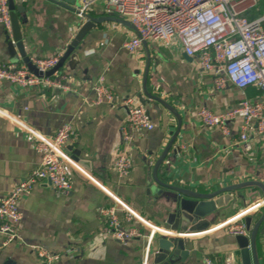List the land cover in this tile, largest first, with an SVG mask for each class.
Instances as JSON below:
<instances>
[{
    "label": "crops",
    "instance_id": "0c3cea01",
    "mask_svg": "<svg viewBox=\"0 0 264 264\" xmlns=\"http://www.w3.org/2000/svg\"><path fill=\"white\" fill-rule=\"evenodd\" d=\"M59 1L64 5L53 0L17 1L25 6L18 17L30 57L63 55L85 21L77 11L85 0H73L75 4ZM242 8L248 17L256 18L264 14V0L256 4L245 0ZM86 12L95 17L122 18L109 9L107 0H90ZM6 32L0 24V61L24 64L19 53L11 57ZM136 34L133 26L111 18L93 28L76 48L74 62L69 56L59 71L71 85L68 91L23 88L0 81V199L38 166L33 139L36 134H53L67 121L77 132V138L69 140L63 149L72 188L60 192L43 181L23 196L21 237L5 245L0 234V264H47L37 257L32 244L60 253L53 264H141L147 240L121 241L111 236L107 218L100 213L114 203L107 192L134 213L127 220L126 210L118 208L123 226L137 227L143 233L157 229L151 254L157 249L159 237L175 234L167 222V197L148 189L155 183L153 166L179 123L171 110L147 98L143 87L147 67V91L174 106L181 117L179 133L160 166L159 177L171 185L200 191L253 179L264 184V136L253 127L249 129L254 151L248 156L235 142L242 126L240 118L230 121V134L226 135L218 127L205 125L196 115L202 106L214 112L230 110L244 96H260V89L250 86L244 94L232 84L217 89L212 74L200 67L199 57L188 55L176 37L170 41L145 40L137 52L131 53L124 43ZM102 73L115 99L93 104L92 86ZM129 96L147 108L155 128L139 133L132 150L134 166L123 178L113 162L121 148L120 127L127 116L123 101ZM142 98L148 99L145 104ZM234 195L228 206L210 217L207 228L183 236L189 254L175 264H204L206 258L224 264L228 256L233 257L234 264H242L235 236L221 224L228 220L244 222L250 215L253 226L264 211V194L261 187L251 186L236 190ZM256 243L260 264H264V221Z\"/></svg>",
    "mask_w": 264,
    "mask_h": 264
},
{
    "label": "built area",
    "instance_id": "2783aa9c",
    "mask_svg": "<svg viewBox=\"0 0 264 264\" xmlns=\"http://www.w3.org/2000/svg\"><path fill=\"white\" fill-rule=\"evenodd\" d=\"M245 0H107L109 9L128 20L137 34L124 43L126 49L135 53L145 40L170 41L177 38L183 50L192 56L199 57L200 67L212 74L215 87L223 89L229 84L237 87L243 94L245 89L256 86L261 95L255 98H244L240 103L225 112H214L207 107H199L196 115L205 125L218 127L230 134V121L240 118L242 126L235 142L243 152L252 156L253 142L249 129L253 127L264 136V14L250 18L244 13L242 5ZM255 4L257 0H252ZM90 0H85L78 13L82 16L88 10ZM8 0H0V24L11 34L12 22ZM62 53L50 57L31 56L30 61L42 72L55 67ZM105 73H102L92 86L94 92L90 102L99 104L112 103L115 99L113 90L105 84ZM27 87H50L63 91L71 89L66 77L59 71L50 76H39L30 71L27 64L0 61V81ZM127 110L125 122L120 127L121 148L113 162V168L120 177H127L133 165L132 150L139 133L155 128L147 108L138 103L135 97L129 96L123 101ZM77 138L76 129L71 121L64 123L50 135L36 134L34 147L39 154V164L11 190L0 199V234L3 243L9 244L19 240V228L22 220L20 202L24 195L32 192L34 187L43 181L50 182L60 192L72 188L67 158L63 149L67 142ZM85 177L92 180L88 175ZM114 202L100 210L107 218V225L114 239L125 241L132 238H146L141 264L151 262V244L156 237L157 229L152 228L143 233L137 227L123 226L118 216V208L127 212V220L134 213L116 195L107 192ZM231 235H248L244 222L228 220L221 224ZM37 257L53 264L60 259V253L52 252L40 245H30ZM233 257H226L224 264H234ZM204 264H214L206 258Z\"/></svg>",
    "mask_w": 264,
    "mask_h": 264
},
{
    "label": "water",
    "instance_id": "95a60500",
    "mask_svg": "<svg viewBox=\"0 0 264 264\" xmlns=\"http://www.w3.org/2000/svg\"><path fill=\"white\" fill-rule=\"evenodd\" d=\"M18 0H8L10 8V16L12 22V32L11 34L6 32V43L9 48V52L12 58H16L18 53L25 64H27L30 71L39 76H50L64 66L68 57H71V63L76 59V48L80 47V43L85 38V36L95 28L99 23H102L108 19H114L120 21L126 25L133 26L128 20L118 17H105L99 16L95 17L87 12H83L82 16L85 17V21L79 27L76 35L73 37L67 49L60 57L58 64L52 69L46 71L45 73L39 70L31 61L30 56L26 53L25 45L23 41V35L21 32V26L19 23L18 12L25 11V6L20 5ZM60 4L63 2L59 0H53ZM72 4L76 2L71 0ZM64 5V4H63ZM71 8L70 5H66ZM73 8V7H72ZM77 10L76 8H73ZM79 11V10H77ZM134 27V26H133ZM135 28V27H134ZM136 30V29H135ZM137 33V31H136ZM144 42V41H143ZM142 42V43H143ZM16 62L15 60H13ZM148 67L145 73L143 87L144 92L149 100L161 103L164 107L171 110V112L178 119L179 126L176 131H173L171 138L165 145L161 155L156 160L152 174L155 183L148 189V192L154 195H164L167 197L168 203V218L167 222L171 228L175 231L172 236L159 237L156 240L157 249L151 254L152 264H175L179 260H183L187 254L185 246V239L183 236H188L191 233L207 228L210 225V217L215 215L220 209L228 206L234 199V192L236 190L258 186L261 187L264 194V184L259 180H247L236 184L226 185L224 187L215 188L212 190L200 191L187 187H182L174 184L167 183L163 181L159 175L158 171L160 166H162L163 161L168 155L173 143L179 133L181 126V117L177 109L168 103L166 100L158 95L150 93L147 91L146 78H147ZM147 99V100H148ZM145 99H141V102L145 104L147 102ZM76 154H80V151L76 150ZM79 162V157H75ZM167 190V191H166ZM264 201V200H263ZM264 221V211L262 212L259 219L252 226V216L247 215L244 218V223L246 229L250 231L249 235H236L235 241L240 248L242 256V264H260V259L257 252L256 238L258 230L262 222ZM188 234V235H187ZM155 240V239H154ZM153 240V241H154ZM154 246V245H152ZM153 248V247H152Z\"/></svg>",
    "mask_w": 264,
    "mask_h": 264
}]
</instances>
